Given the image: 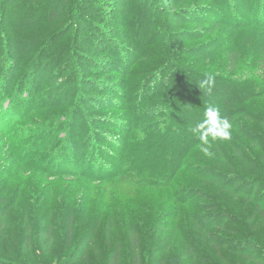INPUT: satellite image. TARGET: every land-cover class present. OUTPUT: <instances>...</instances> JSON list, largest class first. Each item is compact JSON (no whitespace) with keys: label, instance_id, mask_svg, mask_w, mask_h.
Listing matches in <instances>:
<instances>
[{"label":"rangeland","instance_id":"rangeland-1","mask_svg":"<svg viewBox=\"0 0 264 264\" xmlns=\"http://www.w3.org/2000/svg\"><path fill=\"white\" fill-rule=\"evenodd\" d=\"M8 5L0 264H107L116 245L131 264L133 237L141 264H253L264 255V218L247 201L251 185L255 198L264 190V0ZM177 68L197 80L214 75L213 88L231 99L233 129L211 158L196 146L168 182L165 146L145 155L141 147L164 129ZM210 168L248 179L245 197L195 176Z\"/></svg>","mask_w":264,"mask_h":264},{"label":"trees","instance_id":"trees-1","mask_svg":"<svg viewBox=\"0 0 264 264\" xmlns=\"http://www.w3.org/2000/svg\"><path fill=\"white\" fill-rule=\"evenodd\" d=\"M21 1L23 0H0V7H2L5 2L9 3V7H15L17 3ZM178 72V75H172V78H170V82L175 80L177 85V93H175L174 97L169 102H167L169 105L167 110H164L163 113H160V115L166 119L163 123L164 129L158 133L159 136L157 138L155 137V143H148L145 145V147H141L142 150L140 149L142 151V155H145L144 153L154 150L156 147H160V145L165 146V149H163V156L169 164V172L167 175L168 182L173 180L179 170H181L186 165V161L190 159L192 151L199 144V141L192 136L186 127H184L183 132L178 133L180 137H178V139L175 141H173L172 138L170 141V135L181 128L182 125L187 124L192 115L197 116L196 123L202 120L203 113L209 105L219 107L222 116L231 118L234 114V110L228 107L230 106L231 99H227L225 95L217 91L221 89L222 86L218 85L217 89L212 88L211 92H208L207 89L201 90L197 84L203 80L202 78L197 80L194 79L195 77L192 76L190 72L183 70H178ZM185 87L189 88L194 93V95L188 94L186 91L183 92ZM7 90L8 89H6V94ZM262 162L264 164V155L262 156ZM195 176L200 180H205L208 183L219 186L221 190L229 192L235 197H245L246 189L243 187L247 186L248 184H252L251 182L247 183L248 181L244 182V180L248 179L239 176L237 173L226 174L221 170L211 168L207 174L196 173ZM250 180H252V182L255 181L256 176L252 177ZM249 192H252V194L247 196V201L250 202L254 208L253 215L258 214L259 217L264 218V190L262 189V196L259 198L254 197V195L259 192V187L257 185L255 189H253L251 185ZM5 216L6 210L1 209L0 220L4 219ZM130 247L132 254L131 264H141L139 256L140 249L137 237L132 238ZM262 250L264 252V248H262ZM252 258H254L252 259L253 264H264V255H262L260 258ZM107 264H122L120 247L118 245H116L110 252Z\"/></svg>","mask_w":264,"mask_h":264},{"label":"clouds","instance_id":"clouds-1","mask_svg":"<svg viewBox=\"0 0 264 264\" xmlns=\"http://www.w3.org/2000/svg\"><path fill=\"white\" fill-rule=\"evenodd\" d=\"M215 84L214 75H207L197 85L211 92ZM233 125L231 121L221 115L219 107L209 105L204 113L203 119L192 126L189 131L199 141L197 147L204 156L211 158L214 154L210 150L214 143L230 141L232 138Z\"/></svg>","mask_w":264,"mask_h":264}]
</instances>
